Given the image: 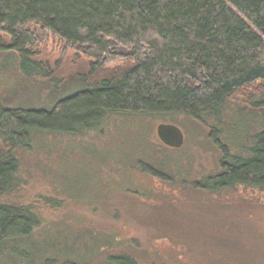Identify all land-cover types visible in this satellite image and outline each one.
Instances as JSON below:
<instances>
[{"label": "trees", "instance_id": "16d2710c", "mask_svg": "<svg viewBox=\"0 0 264 264\" xmlns=\"http://www.w3.org/2000/svg\"><path fill=\"white\" fill-rule=\"evenodd\" d=\"M38 29L93 58L89 74L63 79L34 59ZM0 52L16 53L27 83L45 84L54 96L50 106H0V114L8 112L0 125L6 146L0 148V264L32 258L42 264L26 246L42 224L38 209L9 200L18 189V148L52 149L35 141L41 133L92 140L114 134L118 141L117 130L144 133L148 119L173 122L192 145L189 167L181 153L185 175L170 176L145 159L127 169L169 184L186 202H219L225 209L236 202L233 217L242 213L244 191L264 192V0H0ZM116 60L126 64L95 77V66ZM203 153L216 158L217 171L197 172ZM107 163L122 167L106 160L92 171ZM130 189L124 195H148ZM231 197L238 202L225 204ZM112 258L137 264L126 253Z\"/></svg>", "mask_w": 264, "mask_h": 264}, {"label": "rangeland", "instance_id": "374dc122", "mask_svg": "<svg viewBox=\"0 0 264 264\" xmlns=\"http://www.w3.org/2000/svg\"><path fill=\"white\" fill-rule=\"evenodd\" d=\"M37 33L34 59L63 79L77 73L89 74L93 58L49 31L38 29ZM16 58L14 52H0V106L39 107L52 102L54 96L43 89L45 84H28L22 77ZM125 64L120 60L106 62L95 66L93 74L110 76ZM47 103L50 106L53 102ZM6 113L0 114V125ZM147 122L144 133L132 130L127 135L117 130L118 141L112 139L114 134L92 140L89 136L41 133L35 141L46 142L51 150L45 151L40 145L31 146L32 151L18 148V189L9 194V200L32 202L39 211L42 224L26 244L35 259L42 264L45 260L49 264H64L67 260L117 264L108 255L126 253L137 264H264V192L244 191L240 197L244 199L242 213L233 217L240 209L234 206L236 202L228 209L219 202H186L183 194L169 184L132 173L127 168L137 166L139 159L174 177L185 175L181 153H187L182 163L188 167L193 163L188 156L192 145L187 135L181 147L162 149L160 146L165 144L157 137L156 126L164 121L153 118ZM209 154L197 158L194 166L198 173L218 170L216 158ZM106 160L120 161L122 167L107 163L100 172L92 171ZM134 186L148 195H124L127 187L136 192ZM158 197L179 202L165 205ZM224 200L225 204L237 201L232 197ZM33 260L26 264H37Z\"/></svg>", "mask_w": 264, "mask_h": 264}, {"label": "water", "instance_id": "95a60500", "mask_svg": "<svg viewBox=\"0 0 264 264\" xmlns=\"http://www.w3.org/2000/svg\"><path fill=\"white\" fill-rule=\"evenodd\" d=\"M157 137L168 147L179 148L185 141L183 129L173 122H160L156 126Z\"/></svg>", "mask_w": 264, "mask_h": 264}]
</instances>
